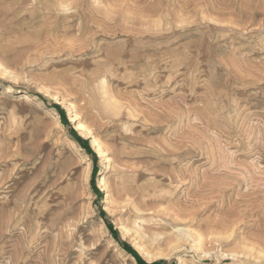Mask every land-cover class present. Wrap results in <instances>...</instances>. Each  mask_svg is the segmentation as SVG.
I'll return each mask as SVG.
<instances>
[{
  "label": "rangeland",
  "instance_id": "1",
  "mask_svg": "<svg viewBox=\"0 0 264 264\" xmlns=\"http://www.w3.org/2000/svg\"><path fill=\"white\" fill-rule=\"evenodd\" d=\"M153 262L264 264V0H0V264Z\"/></svg>",
  "mask_w": 264,
  "mask_h": 264
},
{
  "label": "bare ground",
  "instance_id": "2",
  "mask_svg": "<svg viewBox=\"0 0 264 264\" xmlns=\"http://www.w3.org/2000/svg\"><path fill=\"white\" fill-rule=\"evenodd\" d=\"M60 7H61V6H60ZM19 100H20L21 102L27 103V102H30V101H31V97L28 96V95H21V96H19ZM76 120H77V117H76L75 115L71 117V121H72V122H76ZM77 128H78L79 131H82V130H83V127H82L81 124H78V125H77ZM69 148H70V151H71V152H72V151H79V150H80V148H79L77 142L74 141V140H70V141H69ZM100 153H101V152H100ZM107 160H108V162H111L109 158H108ZM86 164H87L88 168H90L91 164H90L88 161H86ZM110 169H111V167L108 165V166L106 167L107 172H108ZM107 172H106V174H107ZM99 187L101 188L102 191H104V192H106V193L108 192V191H107L108 189H107V179H106V175H102V176L99 178ZM107 210L109 211V208H108ZM119 229H120L122 232L125 231V228H123V227H119ZM101 230H106V226H105V224H101ZM177 233H179V235H181V236H182V235H185V236H186V235L188 234V231L183 230V229H178V230H177ZM196 241H197V242H196L197 245L200 244V242H201V236H198V238H197ZM137 248L140 249V250H142L140 247H137Z\"/></svg>",
  "mask_w": 264,
  "mask_h": 264
},
{
  "label": "trees",
  "instance_id": "3",
  "mask_svg": "<svg viewBox=\"0 0 264 264\" xmlns=\"http://www.w3.org/2000/svg\"><path fill=\"white\" fill-rule=\"evenodd\" d=\"M76 141L78 142V143H80V139L79 138H77L76 139ZM115 233V232H114ZM116 235V234H115ZM122 245H124V248L125 249H127L129 252H131V249L129 248V247H127V246H125V244H122ZM141 263V262H140ZM163 262H153V263H151V264H162ZM143 264V263H142Z\"/></svg>",
  "mask_w": 264,
  "mask_h": 264
}]
</instances>
